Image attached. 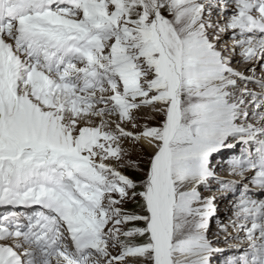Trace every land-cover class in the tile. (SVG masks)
<instances>
[{"label": "snow or ice", "instance_id": "6c2138e0", "mask_svg": "<svg viewBox=\"0 0 264 264\" xmlns=\"http://www.w3.org/2000/svg\"><path fill=\"white\" fill-rule=\"evenodd\" d=\"M260 196L264 0H0V264H264Z\"/></svg>", "mask_w": 264, "mask_h": 264}, {"label": "bare ground", "instance_id": "6f19581e", "mask_svg": "<svg viewBox=\"0 0 264 264\" xmlns=\"http://www.w3.org/2000/svg\"><path fill=\"white\" fill-rule=\"evenodd\" d=\"M223 170H224V167H223L221 170H219V171L222 173ZM218 175H220V174H218ZM213 187H215V185H213ZM204 194H205V195H210L211 193L205 192ZM217 195L219 196V193H217ZM258 198L264 199L263 196H260V197H258ZM217 204H218V207L220 206V207L222 208V210H223L221 216H223V217H227V215L230 214V213H229V209H228V207H227V201H224V200H220V199H218V200H217ZM221 208H219V209L221 210ZM219 259L222 260L223 257H219Z\"/></svg>", "mask_w": 264, "mask_h": 264}, {"label": "rangeland", "instance_id": "374dc122", "mask_svg": "<svg viewBox=\"0 0 264 264\" xmlns=\"http://www.w3.org/2000/svg\"><path fill=\"white\" fill-rule=\"evenodd\" d=\"M225 166H227V165H224L223 167H224V170L222 171V173L218 170V174H220L219 176H223V175H225V173H228V170L226 169L227 167H225ZM222 178H224V177H222ZM219 208H221L220 206H219ZM222 208H221V210H220V214L222 215Z\"/></svg>", "mask_w": 264, "mask_h": 264}]
</instances>
